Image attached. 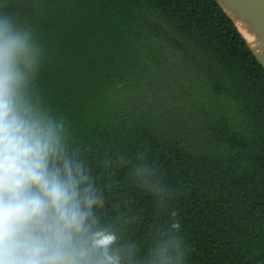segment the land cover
Segmentation results:
<instances>
[{"label": "trees", "instance_id": "trees-1", "mask_svg": "<svg viewBox=\"0 0 264 264\" xmlns=\"http://www.w3.org/2000/svg\"><path fill=\"white\" fill-rule=\"evenodd\" d=\"M0 12L43 46L27 98L63 125L119 264H264V69L215 1Z\"/></svg>", "mask_w": 264, "mask_h": 264}, {"label": "clouds", "instance_id": "clouds-1", "mask_svg": "<svg viewBox=\"0 0 264 264\" xmlns=\"http://www.w3.org/2000/svg\"><path fill=\"white\" fill-rule=\"evenodd\" d=\"M42 48L32 27L0 12V264H119L115 237L92 229L99 197L63 125L27 98Z\"/></svg>", "mask_w": 264, "mask_h": 264}, {"label": "water", "instance_id": "water-1", "mask_svg": "<svg viewBox=\"0 0 264 264\" xmlns=\"http://www.w3.org/2000/svg\"><path fill=\"white\" fill-rule=\"evenodd\" d=\"M213 1L231 20L246 47L264 69V0Z\"/></svg>", "mask_w": 264, "mask_h": 264}, {"label": "bare ground", "instance_id": "bare-ground-1", "mask_svg": "<svg viewBox=\"0 0 264 264\" xmlns=\"http://www.w3.org/2000/svg\"><path fill=\"white\" fill-rule=\"evenodd\" d=\"M238 25H239L240 27H242V24H241V23H238Z\"/></svg>", "mask_w": 264, "mask_h": 264}]
</instances>
